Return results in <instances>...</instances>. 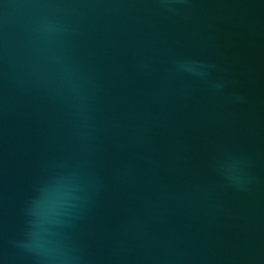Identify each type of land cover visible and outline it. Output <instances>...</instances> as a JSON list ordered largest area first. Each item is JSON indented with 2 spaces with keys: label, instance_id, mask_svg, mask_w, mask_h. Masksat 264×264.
Segmentation results:
<instances>
[{
  "label": "water",
  "instance_id": "water-1",
  "mask_svg": "<svg viewBox=\"0 0 264 264\" xmlns=\"http://www.w3.org/2000/svg\"><path fill=\"white\" fill-rule=\"evenodd\" d=\"M0 264H264V0H0Z\"/></svg>",
  "mask_w": 264,
  "mask_h": 264
}]
</instances>
